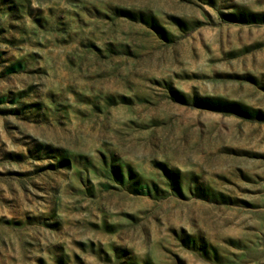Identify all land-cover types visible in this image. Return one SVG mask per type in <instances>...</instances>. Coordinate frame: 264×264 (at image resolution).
Returning a JSON list of instances; mask_svg holds the SVG:
<instances>
[{
  "label": "rangeland",
  "instance_id": "1",
  "mask_svg": "<svg viewBox=\"0 0 264 264\" xmlns=\"http://www.w3.org/2000/svg\"><path fill=\"white\" fill-rule=\"evenodd\" d=\"M0 264H264V0H0Z\"/></svg>",
  "mask_w": 264,
  "mask_h": 264
}]
</instances>
